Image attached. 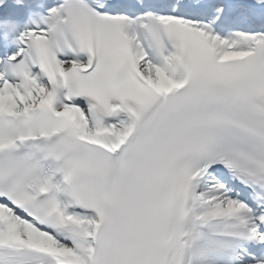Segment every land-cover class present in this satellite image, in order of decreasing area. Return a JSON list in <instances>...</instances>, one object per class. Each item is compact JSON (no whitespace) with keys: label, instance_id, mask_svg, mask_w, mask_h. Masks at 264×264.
<instances>
[{"label":"snow or ice","instance_id":"obj_1","mask_svg":"<svg viewBox=\"0 0 264 264\" xmlns=\"http://www.w3.org/2000/svg\"><path fill=\"white\" fill-rule=\"evenodd\" d=\"M0 264H264V0H0Z\"/></svg>","mask_w":264,"mask_h":264}]
</instances>
